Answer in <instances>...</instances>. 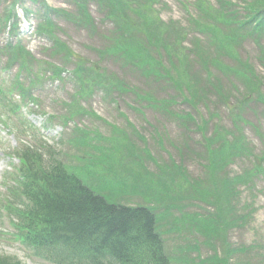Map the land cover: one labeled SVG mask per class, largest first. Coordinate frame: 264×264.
<instances>
[{"label":"rangeland","instance_id":"1","mask_svg":"<svg viewBox=\"0 0 264 264\" xmlns=\"http://www.w3.org/2000/svg\"><path fill=\"white\" fill-rule=\"evenodd\" d=\"M10 1L0 0V56L19 42L26 55L12 54L31 71L23 69L21 85L7 83L9 78L0 79V85L14 100L29 103L23 109L26 118L37 126L45 121L46 134L62 136L59 144L47 139L59 147L57 158L66 169L110 203L152 211L171 264H264V171L257 169L264 160V53L243 39L231 47V55L207 46L210 57L197 59L217 60L238 73L210 68L211 79L222 81L216 94L202 82L208 75L192 58L187 74L171 75L180 91L147 76L142 67H124L100 53L105 45L111 49L114 27L95 3L89 5L87 24L75 18V7L68 4L73 0H45L54 11L53 24L39 35L43 16L36 0L17 1L8 22L12 27H1ZM228 1L243 15L253 0ZM198 5L197 0H160L153 14L165 27L187 35L183 41L191 54L196 42L191 24L201 17ZM227 32L222 29L220 35ZM9 62L5 76L17 68L16 58ZM55 71L61 76H52ZM195 80L201 83L198 97L192 92ZM115 81L123 84L117 88ZM153 98L161 105H152ZM232 130L238 138L234 146ZM223 136L228 144L218 141ZM15 144L0 127V256L47 264L18 239L12 220L17 213L11 202L12 167L18 161L10 149Z\"/></svg>","mask_w":264,"mask_h":264},{"label":"trees","instance_id":"2","mask_svg":"<svg viewBox=\"0 0 264 264\" xmlns=\"http://www.w3.org/2000/svg\"><path fill=\"white\" fill-rule=\"evenodd\" d=\"M91 2L95 3L103 19L114 27L115 40L111 49L108 45L105 47L108 53L118 54L114 57L131 66L135 61L150 74L158 75L160 70H167L162 58L168 60L170 69L175 68L179 57L187 60L190 55H186L182 42L187 35L176 33L172 37L177 44V54L168 37L175 33L173 28L165 27L159 17H153L156 13L154 4L158 0H73L68 4L75 7V18L88 24L92 18ZM197 2L201 17L192 25L207 38L197 39V45L193 43V53L204 59L209 57L206 47L213 46L231 55V47L241 39L264 53V0L249 2L243 15L228 0ZM45 13L48 19L51 12L45 10ZM64 13L71 18L74 16L70 12ZM205 16H210L213 22H208ZM222 29L229 32L220 35ZM105 49L100 51L102 55H105ZM205 60V63L200 62L203 69L222 65ZM175 70L176 75L185 74L177 66ZM75 72L80 74L81 69ZM229 133L231 138L233 131ZM225 143L228 144L226 139ZM231 145L234 146L232 138ZM18 155L22 159L17 186L22 206L18 234L35 256L51 264H171L152 211L110 203L75 173H69L54 155L48 157V162L42 154L29 148ZM257 169L264 171L261 164ZM0 264L21 263L0 256Z\"/></svg>","mask_w":264,"mask_h":264}]
</instances>
